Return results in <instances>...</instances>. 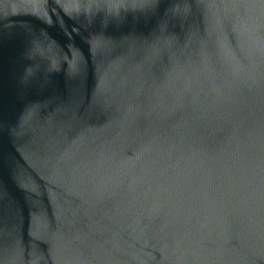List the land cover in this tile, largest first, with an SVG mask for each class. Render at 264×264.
<instances>
[{"label": "water", "instance_id": "1", "mask_svg": "<svg viewBox=\"0 0 264 264\" xmlns=\"http://www.w3.org/2000/svg\"><path fill=\"white\" fill-rule=\"evenodd\" d=\"M0 264H264V0H0Z\"/></svg>", "mask_w": 264, "mask_h": 264}, {"label": "snow or ice", "instance_id": "2", "mask_svg": "<svg viewBox=\"0 0 264 264\" xmlns=\"http://www.w3.org/2000/svg\"><path fill=\"white\" fill-rule=\"evenodd\" d=\"M3 132H4L3 122L0 121V136L3 135ZM0 213H2V209H0Z\"/></svg>", "mask_w": 264, "mask_h": 264}]
</instances>
